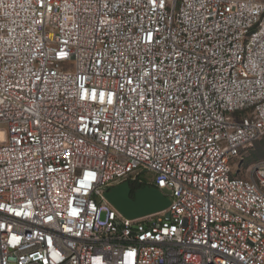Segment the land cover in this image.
<instances>
[{
	"label": "built area",
	"instance_id": "obj_1",
	"mask_svg": "<svg viewBox=\"0 0 264 264\" xmlns=\"http://www.w3.org/2000/svg\"><path fill=\"white\" fill-rule=\"evenodd\" d=\"M263 134L264 0H0V264H264Z\"/></svg>",
	"mask_w": 264,
	"mask_h": 264
},
{
	"label": "water",
	"instance_id": "obj_2",
	"mask_svg": "<svg viewBox=\"0 0 264 264\" xmlns=\"http://www.w3.org/2000/svg\"><path fill=\"white\" fill-rule=\"evenodd\" d=\"M129 193L128 182L110 187L106 192V198L109 202L128 218L155 213L168 205L167 197L154 187L144 186L140 188L135 192L133 198H130Z\"/></svg>",
	"mask_w": 264,
	"mask_h": 264
},
{
	"label": "rangeland",
	"instance_id": "obj_3",
	"mask_svg": "<svg viewBox=\"0 0 264 264\" xmlns=\"http://www.w3.org/2000/svg\"><path fill=\"white\" fill-rule=\"evenodd\" d=\"M259 160H264V134L255 140L251 145L244 148L241 152L240 160L235 163H239L238 168H241L242 175H245L251 165ZM234 164L233 168H235ZM151 175H145L149 179Z\"/></svg>",
	"mask_w": 264,
	"mask_h": 264
},
{
	"label": "trees",
	"instance_id": "obj_4",
	"mask_svg": "<svg viewBox=\"0 0 264 264\" xmlns=\"http://www.w3.org/2000/svg\"><path fill=\"white\" fill-rule=\"evenodd\" d=\"M128 183H129V187H130V193H129L130 198H133L135 192L137 190H139L140 188L144 187V186L153 187V186H150V185H147V184L138 183L136 181H129Z\"/></svg>",
	"mask_w": 264,
	"mask_h": 264
},
{
	"label": "flooded vegetation",
	"instance_id": "obj_5",
	"mask_svg": "<svg viewBox=\"0 0 264 264\" xmlns=\"http://www.w3.org/2000/svg\"><path fill=\"white\" fill-rule=\"evenodd\" d=\"M128 185H129V183H128ZM130 188V187H129Z\"/></svg>",
	"mask_w": 264,
	"mask_h": 264
}]
</instances>
